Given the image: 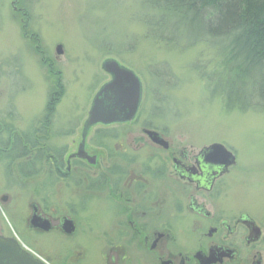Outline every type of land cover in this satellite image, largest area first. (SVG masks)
Returning a JSON list of instances; mask_svg holds the SVG:
<instances>
[{
	"label": "rangeland",
	"instance_id": "1",
	"mask_svg": "<svg viewBox=\"0 0 264 264\" xmlns=\"http://www.w3.org/2000/svg\"><path fill=\"white\" fill-rule=\"evenodd\" d=\"M159 15L147 0H0V120L23 134L46 127L52 143L71 151L80 136L67 131L87 116L95 92L109 80L102 64L115 58L142 80L143 120L184 135L187 143L219 142L237 155L221 200L245 205L264 224V112L228 108L225 96L212 95L209 77L222 59L205 40L191 45L192 35L182 29L156 36L150 21ZM6 166L7 159L0 161V195L10 192L15 205L9 211L0 203L7 216L0 224L27 228L23 211L17 214L23 189L8 182ZM35 182L31 192L44 181ZM67 192L59 186L33 193L41 200L50 195L55 215V208L61 214L74 207ZM93 204L78 214L80 228L102 225Z\"/></svg>",
	"mask_w": 264,
	"mask_h": 264
},
{
	"label": "flooded vegetation",
	"instance_id": "2",
	"mask_svg": "<svg viewBox=\"0 0 264 264\" xmlns=\"http://www.w3.org/2000/svg\"><path fill=\"white\" fill-rule=\"evenodd\" d=\"M92 104L75 130L68 121L67 134L80 136L71 151L52 143L46 127L28 130L37 146L24 158H12L11 148L0 145L8 182L32 195H21L17 212L27 228L0 224V237L41 264H264L262 221L245 205L221 200L236 154L227 167L209 149L218 142L187 143L184 135L155 127L143 120L142 102L132 120L86 129ZM37 179L44 182L33 192L60 186L74 207L61 214L55 208L54 215L50 195L41 200L29 190ZM14 199L0 195L9 211ZM95 202L102 225L80 228L78 214Z\"/></svg>",
	"mask_w": 264,
	"mask_h": 264
},
{
	"label": "trees",
	"instance_id": "3",
	"mask_svg": "<svg viewBox=\"0 0 264 264\" xmlns=\"http://www.w3.org/2000/svg\"><path fill=\"white\" fill-rule=\"evenodd\" d=\"M147 1L160 11L150 21L156 36H164L169 27L182 29L192 35L191 45L205 40L222 59L209 77L214 84L212 95L225 96L228 108L264 112V0ZM62 94L61 88L54 98ZM33 134L19 133L11 123L0 120V142L11 148L8 155L12 158H24L37 146Z\"/></svg>",
	"mask_w": 264,
	"mask_h": 264
},
{
	"label": "water",
	"instance_id": "4",
	"mask_svg": "<svg viewBox=\"0 0 264 264\" xmlns=\"http://www.w3.org/2000/svg\"><path fill=\"white\" fill-rule=\"evenodd\" d=\"M59 55L63 54L62 45L57 47ZM102 68L112 76L93 99L90 118L86 129L103 123L132 120L138 113L143 97V83L138 74L115 58L106 59ZM87 130L85 132V135ZM212 155L227 167L236 163V155L225 145L215 143L210 148ZM0 264H41L21 250L11 239L0 237Z\"/></svg>",
	"mask_w": 264,
	"mask_h": 264
}]
</instances>
